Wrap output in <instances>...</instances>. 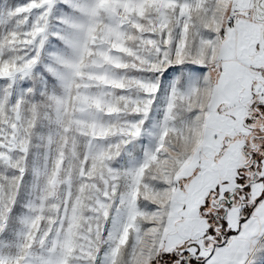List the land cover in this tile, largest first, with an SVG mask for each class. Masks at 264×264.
<instances>
[{"label": "snow or ice", "instance_id": "6c2138e0", "mask_svg": "<svg viewBox=\"0 0 264 264\" xmlns=\"http://www.w3.org/2000/svg\"><path fill=\"white\" fill-rule=\"evenodd\" d=\"M0 264H264V0H0Z\"/></svg>", "mask_w": 264, "mask_h": 264}]
</instances>
